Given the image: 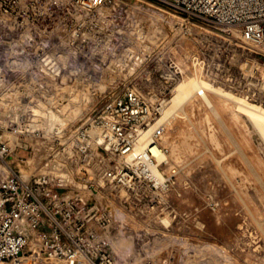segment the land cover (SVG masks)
I'll use <instances>...</instances> for the list:
<instances>
[{
	"label": "rangeland",
	"instance_id": "rangeland-1",
	"mask_svg": "<svg viewBox=\"0 0 264 264\" xmlns=\"http://www.w3.org/2000/svg\"><path fill=\"white\" fill-rule=\"evenodd\" d=\"M118 20L97 13L31 20L29 32L38 38L14 41L12 54L0 56V121L11 106L21 110L34 102L35 110L60 107L71 125L126 89L69 86L90 75L139 84L148 96L166 92L159 77L138 68L140 58L122 55L118 36L135 32L134 18L130 14L126 25ZM238 33L209 26H194L179 40L175 33L173 53L183 60L187 78L231 95L206 89L207 101L194 92L165 122L161 171L172 175V185L152 199L116 207V264H264V137L233 99L264 108V50ZM56 34L67 37L41 38ZM41 49L60 54L38 55ZM41 82L60 86L35 85ZM21 168L24 174L31 170Z\"/></svg>",
	"mask_w": 264,
	"mask_h": 264
},
{
	"label": "built area",
	"instance_id": "built-area-1",
	"mask_svg": "<svg viewBox=\"0 0 264 264\" xmlns=\"http://www.w3.org/2000/svg\"><path fill=\"white\" fill-rule=\"evenodd\" d=\"M96 13L123 25L133 16L135 32L118 36L122 55L140 58L138 68L159 77L167 91L148 96L139 84L90 75L69 86L126 89L103 98L86 120L49 130L37 125L34 102L8 109L0 121V264H116V207L152 199L172 185L155 151L163 150L166 124L160 119L169 95L188 76L173 53L175 33L179 40L194 26L235 28L242 41L264 45V0H0V56L12 54L14 41L38 38L29 32L31 20ZM21 165L31 169L27 177Z\"/></svg>",
	"mask_w": 264,
	"mask_h": 264
},
{
	"label": "bare ground",
	"instance_id": "bare-ground-1",
	"mask_svg": "<svg viewBox=\"0 0 264 264\" xmlns=\"http://www.w3.org/2000/svg\"><path fill=\"white\" fill-rule=\"evenodd\" d=\"M238 31V30H237ZM257 47H261L262 50H264V45H256L253 43H248ZM197 76V75H194ZM188 80L184 79L183 81L179 82L177 84V87H175L174 94L171 98V100L167 103V106H165L162 117L160 121L166 122L177 109L183 107V105L187 102V100L191 97V95L194 92L201 93L205 100L209 101V98L205 94L206 89H212L214 91L224 93V94H230L227 93L224 89L220 87H214L211 83H209L206 80H199L195 77H188ZM231 95V94H230ZM233 99L236 101V103L240 104L239 107L243 112H246L248 116L250 117V120L258 125L257 129L261 132V135L264 137V108L255 106L251 103H244L243 99L239 97L233 96ZM243 102V103H242ZM43 105V104H41ZM39 109L35 110L37 114L39 115V122L37 125H40L45 130H49L53 128L56 125L64 126L69 123V120L67 119L66 113H64L60 107L46 109L44 107H38ZM149 132H146L142 138V140H145L147 138ZM13 136L10 134L8 135V138H12ZM140 147H144V141L141 142ZM155 154L159 159H165L166 154L165 152L156 150ZM16 157V155H15ZM29 173L24 174L26 177ZM160 174V173H159Z\"/></svg>",
	"mask_w": 264,
	"mask_h": 264
}]
</instances>
